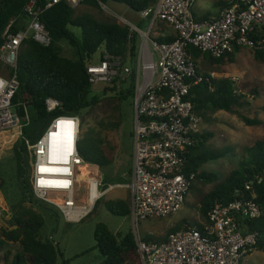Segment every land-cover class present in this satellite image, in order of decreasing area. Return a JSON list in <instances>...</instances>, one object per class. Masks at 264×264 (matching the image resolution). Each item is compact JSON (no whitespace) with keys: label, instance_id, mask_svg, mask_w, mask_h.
<instances>
[{"label":"built area","instance_id":"2783aa9c","mask_svg":"<svg viewBox=\"0 0 264 264\" xmlns=\"http://www.w3.org/2000/svg\"><path fill=\"white\" fill-rule=\"evenodd\" d=\"M87 0H32L25 8L27 21L13 33L8 29L0 49L4 74L0 75V134L19 131L31 156V182L35 197L54 206L69 222L82 221L109 191L125 188L130 192L131 219L136 227L135 241L142 264H242L251 255L255 234L247 230L245 220L261 217L264 208L254 199L216 206L208 214L203 229H186L169 235L165 241H146L139 234L141 222L165 219L180 213L189 197L195 173L187 174L191 148L197 144L203 118L195 112L189 96L195 84L206 79L199 65L188 53L193 46L214 58L232 52L234 46L257 49L264 45V0H230L218 17L198 22L194 6L198 0H159L139 12L146 29L123 20L131 33L139 35L135 62L106 55L87 71L90 83L108 85L118 80L134 87V153L130 183L111 185L107 190L103 178L96 176L89 188L91 203H78L80 172L92 165L79 151L82 120L78 116L57 115L43 135L33 141L23 137L31 125V116L16 111L14 98L20 88L19 57L23 44L32 39L42 47L52 45V37L41 22L42 15L60 4L76 9ZM104 11L108 5L100 2ZM158 23L170 25L177 33L171 42L152 37ZM256 36L259 40L253 39ZM215 80L216 74L210 73ZM48 113L56 115L61 101L48 98ZM251 188H247L250 190ZM58 200L59 202H56ZM83 210V211H82Z\"/></svg>","mask_w":264,"mask_h":264},{"label":"trees","instance_id":"16d2710c","mask_svg":"<svg viewBox=\"0 0 264 264\" xmlns=\"http://www.w3.org/2000/svg\"><path fill=\"white\" fill-rule=\"evenodd\" d=\"M31 1L0 0V49L4 43V34L8 29L16 33L23 28L28 20L25 8ZM158 1L87 0L84 5L89 9L97 10L98 16L89 12L78 14L76 9L65 3L55 6L42 15L41 22L52 37V45L45 48L30 38L23 44L19 57L20 88L14 98V104L21 117L25 116V108H28L31 116V125L24 129L23 137L37 141L49 127L52 118L57 115L78 116L82 119V124H86L87 114L101 104V98L95 94L87 71L95 55L100 53L101 60L106 55H110L121 57L130 65L135 62L140 44L139 35L131 33L128 26H123L112 17L104 15L100 2L108 6H124L132 15H137ZM39 2L41 4L43 0ZM229 6L230 0H224L223 7ZM138 25L140 28L146 26L144 23ZM177 36L175 32L174 37L162 39L159 42H171L176 40ZM252 37L259 40L256 36ZM260 39H264V33ZM61 42H66L76 50V59L63 55ZM244 49H248L255 60L264 65V45L257 49L236 45L232 52L220 58H214L193 46L188 47V53L199 65L200 71H202L201 64L212 71H217L236 64L238 56ZM205 75L206 79L202 83L195 84L189 96L194 104L195 112L204 121L209 122L217 113L226 112L239 116L248 126L261 125L258 119L251 120L239 112V109L244 107L246 96L238 93L240 87H237L236 81L212 80L209 74ZM103 93L105 97L110 93L113 94L109 100L119 102L115 107L119 116L108 117L97 122L94 127L88 129L79 143V151L85 162L102 170L114 163L117 150L116 146H113L104 135L123 125L126 119L123 110L125 104L133 108L131 111L133 121L135 95L131 82L120 83L118 80L110 84ZM251 93L258 97L259 90L255 89ZM48 98L59 100L63 104L62 109L56 115L48 113L46 109L45 101ZM262 110L264 111V107ZM133 136L134 132L130 133V137L133 138ZM213 138L214 136L210 133H200L196 136L197 144L190 150L186 170L187 174L195 173L196 175L189 197L193 195L196 199L204 223L209 221L208 214L216 206L228 205L241 197L250 200L255 198L256 202L264 208V140L246 147L237 168L220 181L218 175L203 169L208 162L224 159L229 153L228 149L214 151L209 146ZM23 144L24 141L21 139L15 147L23 199L13 207L12 227L4 228L0 225V264L9 261L12 247L19 248L13 257L12 264H59V259L62 257L60 250L52 241L43 240L41 237L45 222L34 205L41 207L43 202L35 197L32 182L28 183L24 179V176L28 175L31 181L28 165L29 153ZM129 175L131 180L132 169ZM103 181L106 185L104 190H107L114 185L107 186V184L115 180L105 178ZM2 186L3 182L0 180V189ZM208 187L210 189L206 191L205 188ZM248 187L251 189L247 190ZM34 197L39 202L34 201ZM126 205L125 201H119L116 207L108 208L116 216H127L130 212L125 210ZM91 213L93 211L89 215ZM204 223H194L192 226L189 221H184L174 228L171 234L193 228L201 230ZM244 223L247 225L248 232L255 234L256 243L253 250L264 253V213L261 217L245 220ZM95 239L96 248L104 258L103 264H142L133 233L120 238L105 224H99L96 228ZM145 240L150 242L166 239L145 238ZM64 264L68 263L64 262Z\"/></svg>","mask_w":264,"mask_h":264},{"label":"rangeland","instance_id":"374dc122","mask_svg":"<svg viewBox=\"0 0 264 264\" xmlns=\"http://www.w3.org/2000/svg\"><path fill=\"white\" fill-rule=\"evenodd\" d=\"M214 0H199L195 5L193 11L196 13V20H211L213 12L217 10L214 6ZM110 11L102 13L115 19L119 24L126 26L124 19L139 24L129 14V9L124 6L112 5L109 6ZM77 13L81 14L89 12L99 15L95 9L88 8L84 4L76 8ZM142 30L146 28L141 26ZM152 37L159 42L162 40L161 36L156 35L154 30ZM63 55L71 58H77V52L66 42H61ZM101 61V54L98 53L92 60L93 65H98ZM1 73L4 68L1 63ZM201 74H216L215 80L231 79L237 82L238 93L246 96L244 100V107L239 109V112L251 119H258L261 125L248 126L239 116L229 114L226 112H219L209 122L203 120L200 127L201 133H210L214 136L209 142V146L214 150L228 149L229 153L226 158L208 162L204 166V170L214 173L219 176V180L225 179L228 174L237 168L239 160L243 155L245 148L253 143L264 140V65L257 62L248 49H244L237 58V63L223 69L212 71L209 67L201 64ZM204 72V73H203ZM129 83L127 84V86ZM109 85L106 83H99L94 87L95 94L101 98V104L94 110L89 112L86 116V124H82L80 140L84 134L94 127L97 122L107 119L112 116H119L115 109L119 102L116 100H109L113 94L104 96L103 91ZM255 89L259 90L258 97L251 95ZM123 110L126 119L123 125L117 130H112L109 134L106 133L104 137L111 141L113 146H116L115 161L106 168L100 169L97 166L82 168L83 174H88L89 178L84 177L80 181V192L78 203L82 206L88 207V190L91 183L96 176H100L103 180H115L107 184L130 183L129 171L133 168V153L134 143L130 133L134 132L132 114V107L128 104L123 105ZM82 120V119H81ZM22 137L19 136V131L13 130L0 135V180L3 186L0 189V202H4L3 207L7 211L3 212L0 217V225L4 228H11V219L13 215V207L17 206L23 199V191L21 187V179L19 176V164L16 159L15 147ZM29 172L32 174L31 156L28 155ZM27 182H31L28 175L24 176ZM89 179V181H88ZM120 179V180H119ZM117 180V181H116ZM117 185V184H116ZM106 187V185H105ZM105 188H102L103 191ZM210 188H205L209 190ZM129 190L125 188H118L109 191L98 202L96 208H93L90 215H87L82 221L73 223L69 222L66 217L54 206L43 202L39 207L34 205L35 209L43 216L45 225L41 231L43 240L52 241L60 250L62 257L59 259V264H103L104 258L100 251L96 248L97 243L95 239L96 228L99 224H105L109 229L120 236L125 237L128 233H133L136 236V227L131 219V215L116 216L111 213L108 207L117 206L119 201H125L127 205L125 210L131 213V197ZM34 201L39 202L35 199ZM59 202L58 200H55ZM187 204L183 207L180 213L176 216L165 219H154L146 222H141L138 227L141 237L151 239H162L168 237L171 231L178 227L184 221H189L192 226L194 223L203 224L205 221L201 217L199 206L193 195L188 197ZM29 206V205H28ZM205 224V223H204ZM19 250L18 247H12V254L9 261L5 264H12L15 253ZM242 264H264V253L252 251Z\"/></svg>","mask_w":264,"mask_h":264},{"label":"crops","instance_id":"0c3cea01","mask_svg":"<svg viewBox=\"0 0 264 264\" xmlns=\"http://www.w3.org/2000/svg\"><path fill=\"white\" fill-rule=\"evenodd\" d=\"M199 1V0H198ZM197 1V2H198ZM197 2H196V4H197ZM214 2V6H215V8H217V10L216 11H214L213 12V15H212V18H215V17H218V16H220V14L226 9V8H224L223 7V2H224V0H214L213 1ZM195 4V5H196ZM195 7V6H194ZM194 12V11H193ZM129 14L137 21V23H139V24H145V25H147V22H144V21H140V19L137 17V15H132L130 12H129ZM194 16H195V18H196V13L194 14ZM211 18V19H212ZM201 21H203V22H205V21H207V20H201ZM145 28H146V26H145ZM156 35H158V36H161L162 37V39H167V38H170V37H174V35H175V30L170 26V25H167L166 23H158V25H157V27H156ZM155 39H157V38H155ZM199 69H200V67H199ZM3 74H4V72H3ZM0 75H2V74H0ZM1 135V134H0ZM92 165V164H91ZM92 167H94V165H92ZM188 200V199H187ZM3 204H4V202L2 203V202H0V217L2 216V214H3V212H5V211H7L6 210V208H4L3 207ZM168 237H165V238H162V239H167Z\"/></svg>","mask_w":264,"mask_h":264},{"label":"bare ground","instance_id":"6f19581e","mask_svg":"<svg viewBox=\"0 0 264 264\" xmlns=\"http://www.w3.org/2000/svg\"><path fill=\"white\" fill-rule=\"evenodd\" d=\"M78 172H80V176H79V180H78V183H79V186H80V181H81V179H83L84 177L89 178V175H88V174H83V173H82V168L78 169ZM89 179H91V177H90ZM89 179H88V181H89ZM90 203H91V201H90V196H89L88 205H89ZM81 206H82V205H81ZM82 207H85V206H82ZM82 211H83V210H82Z\"/></svg>","mask_w":264,"mask_h":264}]
</instances>
